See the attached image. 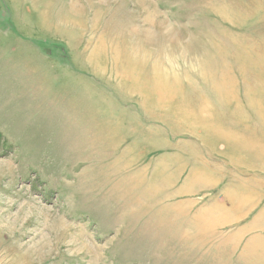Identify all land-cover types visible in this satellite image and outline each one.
<instances>
[{
  "label": "rangeland",
  "instance_id": "obj_1",
  "mask_svg": "<svg viewBox=\"0 0 264 264\" xmlns=\"http://www.w3.org/2000/svg\"><path fill=\"white\" fill-rule=\"evenodd\" d=\"M182 202L229 222L214 247ZM254 236L264 0H0V264H224Z\"/></svg>",
  "mask_w": 264,
  "mask_h": 264
},
{
  "label": "crops",
  "instance_id": "obj_2",
  "mask_svg": "<svg viewBox=\"0 0 264 264\" xmlns=\"http://www.w3.org/2000/svg\"><path fill=\"white\" fill-rule=\"evenodd\" d=\"M184 187V186H183ZM180 205V204H179ZM177 205L172 206V208H174ZM181 210H178L180 213L183 214V216L186 218L187 222H188V228H190V230H192L193 234L189 236V238L191 239H199L202 241H205V245L201 248V251L206 248L207 246L209 248H212L216 245V240L215 237L213 236L214 234L216 235V231L220 230L222 227H227L229 225V222H225L220 220L221 218L215 216L214 219L212 221H204V219H201L199 217H192L193 212H195V210L191 209L188 210V208H185V202L181 203ZM177 210V209H176ZM193 210V211H192ZM189 218V219H188ZM193 219V223L190 224L189 220ZM222 226V227H221ZM243 234H241V236H239V234L234 235L233 239L230 240L229 243H233L234 246L236 243V245H239V240H241L243 237ZM211 238V239H209ZM257 239V240H261L259 243L257 242V244H259L258 247H254L255 242H245L244 246L235 254L233 255V252L231 253H226L225 249L223 248H216V250H212L211 252H206L205 255L210 254L211 258L212 257H218V256H225L226 260L224 261V264H226V261H233L234 258H236L237 256H239V254H247L245 255V259L242 260L240 263L241 264H253L255 261H259V262H263L264 264V247L263 245L260 246L263 242L264 239L260 238L259 236H254L251 237V239ZM250 239V240H251ZM234 262V261H233ZM239 263V262H238Z\"/></svg>",
  "mask_w": 264,
  "mask_h": 264
}]
</instances>
